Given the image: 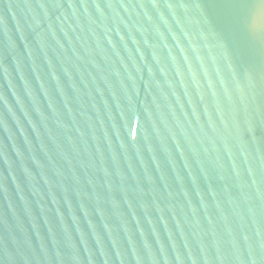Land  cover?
Masks as SVG:
<instances>
[{
  "label": "water",
  "instance_id": "obj_1",
  "mask_svg": "<svg viewBox=\"0 0 264 264\" xmlns=\"http://www.w3.org/2000/svg\"><path fill=\"white\" fill-rule=\"evenodd\" d=\"M0 264H264V0H0Z\"/></svg>",
  "mask_w": 264,
  "mask_h": 264
}]
</instances>
